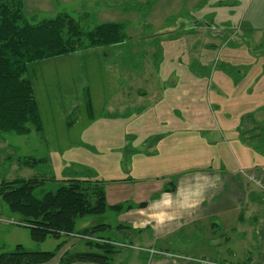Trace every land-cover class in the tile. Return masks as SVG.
Instances as JSON below:
<instances>
[{"label":"rangeland","instance_id":"rangeland-1","mask_svg":"<svg viewBox=\"0 0 264 264\" xmlns=\"http://www.w3.org/2000/svg\"><path fill=\"white\" fill-rule=\"evenodd\" d=\"M23 12L30 22L68 13L85 29L123 23L127 39L30 64L43 132L0 131V183L44 178L35 191L41 197L56 188L53 179L102 180L112 202L118 179L151 192L194 169L264 171V0H23ZM31 157L45 161L23 163ZM116 217L111 209L85 216L75 234L36 242L23 216L1 201L0 253L22 245L56 251L42 264H64L66 251H99L88 241L108 237L116 243L111 264H146L169 242L148 230L119 232ZM102 223L112 226L76 236ZM233 226L227 248L241 251L240 231L248 225L235 219ZM203 239L207 258L226 249ZM169 247L199 254L176 241Z\"/></svg>","mask_w":264,"mask_h":264},{"label":"trees","instance_id":"trees-1","mask_svg":"<svg viewBox=\"0 0 264 264\" xmlns=\"http://www.w3.org/2000/svg\"><path fill=\"white\" fill-rule=\"evenodd\" d=\"M127 39L125 25L108 22L85 29L68 13L54 18L30 22L23 12V0H0V131L27 134L32 129L43 132L40 108L29 66L50 58L72 54L89 48L118 45ZM89 110L92 103L88 101ZM45 161L31 157L25 164ZM56 188L41 197L35 191L46 179L40 177L15 178L0 183V206L4 201L10 211L23 216V224L31 229L34 241L42 242L49 235L60 238L75 234L78 219L103 214L108 209L121 212L134 204H109L102 180L68 178L53 179ZM176 183L169 181L167 191H174ZM146 202L139 206H145ZM110 224L85 227L76 236L91 238ZM98 238H102L99 236ZM99 251L70 253L66 251L64 264L93 262L111 264L115 241L89 240ZM65 242L59 244L61 250ZM56 256V251H31L17 245L14 251L1 252L0 264H42Z\"/></svg>","mask_w":264,"mask_h":264},{"label":"crops","instance_id":"crops-1","mask_svg":"<svg viewBox=\"0 0 264 264\" xmlns=\"http://www.w3.org/2000/svg\"><path fill=\"white\" fill-rule=\"evenodd\" d=\"M220 124V119H216ZM226 128L233 125L224 123ZM131 145V144H130ZM129 145V146H130ZM128 150V148H126ZM125 148L123 152L128 154ZM159 153V152H158ZM256 174L258 184L252 179ZM174 191L166 187L149 190L133 179H118L109 204L130 203V209L116 212V228L121 232L132 229L151 231L154 240H169L164 248H154L146 264H259L264 262V171L247 167L222 170L220 168L194 169L177 174ZM142 186V185H141ZM147 188V187H145ZM108 196V192H107ZM146 202L145 206H139ZM241 221V251L227 246L233 244V220ZM109 224V223H105ZM111 225V224H110ZM112 226V225H111ZM223 248L217 258H207L200 244ZM250 238L251 241L246 239ZM174 241L179 247L194 246L197 257L170 250ZM257 241V245L252 246ZM169 244V245H168ZM251 244V245H250ZM168 245V246H167ZM250 245V246H247ZM240 252V253H235ZM262 262H261V261ZM75 264V263H74Z\"/></svg>","mask_w":264,"mask_h":264},{"label":"built area","instance_id":"built-area-1","mask_svg":"<svg viewBox=\"0 0 264 264\" xmlns=\"http://www.w3.org/2000/svg\"><path fill=\"white\" fill-rule=\"evenodd\" d=\"M252 179H253L256 183H258V184L261 183V179H260L259 177H257L256 174H253V175H252Z\"/></svg>","mask_w":264,"mask_h":264}]
</instances>
